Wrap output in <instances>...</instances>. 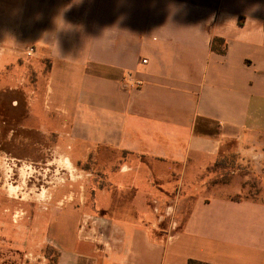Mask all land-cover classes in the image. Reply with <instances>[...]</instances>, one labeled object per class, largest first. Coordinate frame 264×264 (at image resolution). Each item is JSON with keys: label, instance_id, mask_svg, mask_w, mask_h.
Returning a JSON list of instances; mask_svg holds the SVG:
<instances>
[{"label": "crops", "instance_id": "0c3cea01", "mask_svg": "<svg viewBox=\"0 0 264 264\" xmlns=\"http://www.w3.org/2000/svg\"><path fill=\"white\" fill-rule=\"evenodd\" d=\"M28 47L48 67L28 120L108 187L0 201V264H50L44 247L52 264H264V201L213 170L264 169V0H0V60Z\"/></svg>", "mask_w": 264, "mask_h": 264}, {"label": "rangeland", "instance_id": "374dc122", "mask_svg": "<svg viewBox=\"0 0 264 264\" xmlns=\"http://www.w3.org/2000/svg\"><path fill=\"white\" fill-rule=\"evenodd\" d=\"M31 48L34 47L25 49L20 59L0 60V201H86L95 191L104 193L108 187L104 175L78 171L57 151L55 136H45L39 126L28 120L31 103L38 102L45 86L48 68L46 65L42 72L35 53L27 55ZM237 158L233 154L222 160L213 169L217 172L214 181L233 182L231 189L240 192L237 199L264 201L263 167L252 162L244 165ZM142 194L141 191L139 196ZM26 213L18 207L8 215L19 221ZM38 254L52 264L56 252L52 247H44ZM19 258L24 259V254ZM35 259L36 256L32 258Z\"/></svg>", "mask_w": 264, "mask_h": 264}, {"label": "trees", "instance_id": "16d2710c", "mask_svg": "<svg viewBox=\"0 0 264 264\" xmlns=\"http://www.w3.org/2000/svg\"><path fill=\"white\" fill-rule=\"evenodd\" d=\"M212 50L218 51L220 54H226L227 53V44L224 40L214 39V42L212 44ZM188 264H208V263H203V262H199L196 260H190L188 262Z\"/></svg>", "mask_w": 264, "mask_h": 264}, {"label": "built area", "instance_id": "2783aa9c", "mask_svg": "<svg viewBox=\"0 0 264 264\" xmlns=\"http://www.w3.org/2000/svg\"><path fill=\"white\" fill-rule=\"evenodd\" d=\"M34 53H35L34 48H31L27 51L28 56H33ZM144 63H147V60H144ZM124 82H125V85H127L128 87H133V88L139 87L141 84L140 82L136 81L132 77H127Z\"/></svg>", "mask_w": 264, "mask_h": 264}]
</instances>
